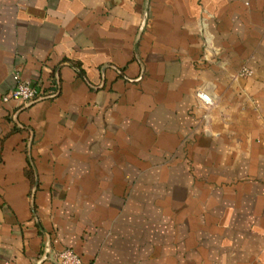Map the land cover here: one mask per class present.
<instances>
[{
  "label": "crops",
  "instance_id": "crops-1",
  "mask_svg": "<svg viewBox=\"0 0 264 264\" xmlns=\"http://www.w3.org/2000/svg\"><path fill=\"white\" fill-rule=\"evenodd\" d=\"M63 247L264 264V0H0V264Z\"/></svg>",
  "mask_w": 264,
  "mask_h": 264
},
{
  "label": "built area",
  "instance_id": "built-area-1",
  "mask_svg": "<svg viewBox=\"0 0 264 264\" xmlns=\"http://www.w3.org/2000/svg\"><path fill=\"white\" fill-rule=\"evenodd\" d=\"M240 75H250V71L244 68L241 70ZM13 79L15 80L16 84L11 91V97L18 99L26 104L29 102L36 101L38 99L50 98L56 92L53 90L45 93L39 91L36 85L32 84L28 80L22 79L18 72H15L13 74ZM196 95L204 108H209L213 105V99L206 92L198 91ZM7 99V96H2L3 101H7ZM46 250L48 254L49 247H47ZM54 259L57 264H87L73 249L69 247H63L57 250L54 253Z\"/></svg>",
  "mask_w": 264,
  "mask_h": 264
},
{
  "label": "water",
  "instance_id": "water-1",
  "mask_svg": "<svg viewBox=\"0 0 264 264\" xmlns=\"http://www.w3.org/2000/svg\"><path fill=\"white\" fill-rule=\"evenodd\" d=\"M146 17H147V11H146V9L144 10V14H143V21H142V25H141V27L144 25V23H145V20H146ZM56 82L58 83V78H57V76H56ZM56 93H57V91L55 92V94L53 95V96H55L56 95ZM52 96V97H53ZM38 100H41V99H38ZM37 101V100H36ZM33 102H35V101H33ZM33 102H29V103H27V105H30L31 103H33ZM48 247V246H47ZM46 253H47V250H46ZM47 255V254H46Z\"/></svg>",
  "mask_w": 264,
  "mask_h": 264
}]
</instances>
